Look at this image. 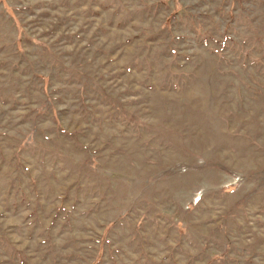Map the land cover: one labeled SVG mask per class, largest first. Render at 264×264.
I'll use <instances>...</instances> for the list:
<instances>
[{
    "label": "rangeland",
    "instance_id": "1",
    "mask_svg": "<svg viewBox=\"0 0 264 264\" xmlns=\"http://www.w3.org/2000/svg\"><path fill=\"white\" fill-rule=\"evenodd\" d=\"M0 264H264V0H0Z\"/></svg>",
    "mask_w": 264,
    "mask_h": 264
}]
</instances>
